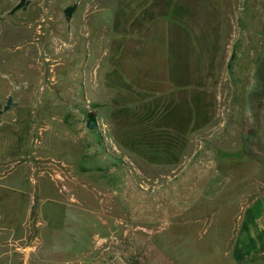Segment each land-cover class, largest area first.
<instances>
[{
    "label": "rangeland",
    "instance_id": "374dc122",
    "mask_svg": "<svg viewBox=\"0 0 264 264\" xmlns=\"http://www.w3.org/2000/svg\"><path fill=\"white\" fill-rule=\"evenodd\" d=\"M1 157L31 213L0 264H226L264 197V0H0Z\"/></svg>",
    "mask_w": 264,
    "mask_h": 264
},
{
    "label": "crops",
    "instance_id": "0c3cea01",
    "mask_svg": "<svg viewBox=\"0 0 264 264\" xmlns=\"http://www.w3.org/2000/svg\"><path fill=\"white\" fill-rule=\"evenodd\" d=\"M11 96V95H9ZM8 98V97H7ZM13 171L10 163L0 159V192L2 190H14L19 193L15 200V206L11 215H21L18 206L21 199L25 198V189L21 186L13 185ZM18 179V177L16 178ZM22 178L16 180L21 182ZM24 184V182H22ZM25 200L23 209L24 221L20 217H10L11 224L8 226L2 223L3 213L0 212V233L11 234L12 237L22 234L26 230V222L31 213V201ZM22 217V218H23ZM228 262L226 264H264V197L257 198L248 205L241 215L239 229L234 237L232 246L228 252Z\"/></svg>",
    "mask_w": 264,
    "mask_h": 264
},
{
    "label": "trees",
    "instance_id": "16d2710c",
    "mask_svg": "<svg viewBox=\"0 0 264 264\" xmlns=\"http://www.w3.org/2000/svg\"><path fill=\"white\" fill-rule=\"evenodd\" d=\"M12 105H13V98L12 96H8L6 104L4 105V110L5 111L9 110ZM94 119H95V113L91 112L89 116V120L94 121Z\"/></svg>",
    "mask_w": 264,
    "mask_h": 264
},
{
    "label": "built area",
    "instance_id": "2783aa9c",
    "mask_svg": "<svg viewBox=\"0 0 264 264\" xmlns=\"http://www.w3.org/2000/svg\"><path fill=\"white\" fill-rule=\"evenodd\" d=\"M54 171L57 173V176L63 181V182L61 183V184H62V188L70 192V189L67 188V184H66V182L64 181V178H63V176H62V172H63V170H60V169L57 170V169L54 168ZM60 171H62V172H60Z\"/></svg>",
    "mask_w": 264,
    "mask_h": 264
}]
</instances>
